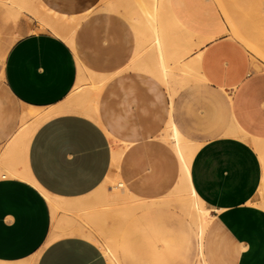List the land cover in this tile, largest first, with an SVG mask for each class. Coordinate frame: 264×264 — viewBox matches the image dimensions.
I'll return each mask as SVG.
<instances>
[{
	"label": "crops",
	"instance_id": "crops-1",
	"mask_svg": "<svg viewBox=\"0 0 264 264\" xmlns=\"http://www.w3.org/2000/svg\"><path fill=\"white\" fill-rule=\"evenodd\" d=\"M39 1L77 26L67 41L29 0H0V27L19 17L23 29L0 47V264H264V70L226 36L214 0H168L192 36L159 56L122 14L105 25L108 48L79 52L76 30L100 0ZM49 110L21 149L22 128ZM173 132L194 147L201 229L180 202ZM106 214L115 225L95 230Z\"/></svg>",
	"mask_w": 264,
	"mask_h": 264
},
{
	"label": "bare ground",
	"instance_id": "bare-ground-1",
	"mask_svg": "<svg viewBox=\"0 0 264 264\" xmlns=\"http://www.w3.org/2000/svg\"><path fill=\"white\" fill-rule=\"evenodd\" d=\"M103 1H104V3L106 2L103 9L112 10V11H114L116 9L115 1H113V0H112L113 2L110 0H103ZM103 1H102V3H103ZM215 1L217 2V5H219L218 7L222 11V14L225 17L226 23H227L228 27L232 30L233 36L236 39V41L239 40L240 42H245L246 45L251 50H254V47H253L254 44L253 45L251 44V42H253V41H251L252 39H250V37L247 36V34H245L242 31V29H245L244 25H241V27L243 26V28H241L240 24L238 23L239 24V26H238L234 21L235 19L233 17V11L236 10L238 12V10L240 9L239 3L236 2L237 0H235V1L233 0L232 3L229 1V3L232 4V7L228 3V1H226V0H215ZM240 5H242V4H240ZM245 6H244V9H245ZM29 7H30V11L36 16V18L38 19V21H40V23L44 26V28L46 27V28L50 29L51 31L61 35L67 41L71 40V37H72V35L75 31V28L77 26V21H74V20L69 19V18L61 17V16H58V15L50 12L48 9H46L40 3L39 0H29ZM119 12H120V10H119ZM241 12L243 13V11H241ZM121 14L124 15L131 22V24L133 25V27L136 31V34H137L139 40L141 42L147 43L149 45L148 51H152L153 53H157L158 56L160 55V52L162 50V46H163L162 43L166 39L177 38V37H181V36H183V37L188 36L189 39L191 40L192 35L184 32L178 26L176 20L174 19V17L170 13L169 6H168V0H125L123 11ZM237 17H239V16H237ZM236 22H237V20H236ZM231 30H230V32H231ZM244 46H245V44H244ZM161 67H162V65H161ZM152 71L156 75H158L159 77L163 78V74H164L163 69L160 71L157 68H155V66H154ZM102 80H104V79H102ZM97 81H100V79H99V77L95 76L93 78V83L95 84ZM102 83L103 82H101L98 85H96V84L94 85V90L92 92L94 95L97 94L98 91H100V88L102 87ZM81 99H83V98H81ZM83 101H84V99H83ZM87 102H84V103H87ZM89 105L91 106V104H89ZM88 107H86V109ZM70 108L75 109L73 107H70ZM78 109H80V107ZM52 110L53 109H51V111ZM51 111L47 112L45 114H42V116L40 118H38L36 120V122H34L30 125H26L25 127L22 128L21 138L19 140L21 149L26 148V145H27V143H29L28 141L30 140L33 132L36 130V127H38V125L41 124V122L43 120H46V118L51 117L52 115L58 113V111H53V112H51ZM60 112H61V107H60ZM62 112H65V111H62ZM79 112H80V110H79ZM90 114H92V113H90ZM92 117L94 118V116H92ZM164 138L168 142H170L173 145V147L178 151L180 158H181V161H182V177H181L182 181L181 182H182L183 188H182V191L179 195L180 202H181V204H184L185 206L188 205L189 207L192 208V210L194 212H196V215L193 217V219H194V221H196V223L199 225V228L201 229L202 223H203L202 215H201V212L198 208L199 205L196 202L195 193L193 192L190 185L188 184L189 176H190V162H191V158H192V155L194 152V147L189 142L180 138L176 134V132H173L171 135H167ZM251 143L255 144V142H252V141H251ZM263 159H264V157H263ZM21 170H23V169H21ZM112 179H114V178L112 177ZM126 202H127L126 206H127L128 210L135 209L136 206L134 204H136V203H134V204H133V202L131 203V199L129 197H127Z\"/></svg>",
	"mask_w": 264,
	"mask_h": 264
},
{
	"label": "rangeland",
	"instance_id": "rangeland-1",
	"mask_svg": "<svg viewBox=\"0 0 264 264\" xmlns=\"http://www.w3.org/2000/svg\"><path fill=\"white\" fill-rule=\"evenodd\" d=\"M102 1L103 0H100L98 2L96 7L81 22V24L76 30V34H75L76 50L79 52H82V53L100 52L103 49V47L108 48L111 42H113L111 38L113 34L111 35L108 34V29L106 28L105 25L106 23H108L107 21L109 19H123V17L121 16V13L123 11L125 0H113L115 1L116 9L112 12H107L103 9L106 2L104 3L103 1L102 3ZM226 1H228V3L230 1L232 3L233 0H226ZM214 2L219 12L221 13L223 19H225V17L222 14V11L218 7L219 5H217V2L215 0ZM236 2L239 3L240 9L238 10V12L236 10L233 11V17L235 19L234 21L238 26L240 24V27L241 25H244L245 29H242V31L245 34H247V36H249L250 39H252L251 41L253 42H251V44L252 45L254 44L253 45L254 50H251L246 45L245 42H240L239 40L237 41L247 51L249 59L253 67L257 70H264V0H243V1L237 0ZM230 5L232 7V4ZM243 5L245 6L246 10L244 9ZM240 10L243 11V13ZM236 15L239 17H237ZM68 17H71V16H68ZM18 18L14 22H11L10 32H7L6 30H4L6 26L0 27V38L2 37V39L5 41V43L0 44L1 48L3 47L8 48L11 45V42L14 39H16L19 34L23 33L22 23L20 19ZM23 19L27 20L31 24L30 28L32 30H35L37 28L41 29L37 19L33 15H30V17L23 16ZM241 28H243V26ZM230 30L231 29L228 27V33L226 34V36L228 37L231 36V38H234L232 30L231 32ZM234 40L236 39L234 38ZM191 89L194 90V92L192 93L205 94V92L202 90L203 88L201 87L200 88L192 87ZM195 89H196V92H195ZM206 100L210 101L208 95H207ZM191 112H192V115H194L195 113H198V112H194L193 109L191 110ZM115 222L116 220L114 219V217L112 218L110 214L103 215V220L101 221V224L99 226H95V230L100 229V228L108 230L109 228L115 225Z\"/></svg>",
	"mask_w": 264,
	"mask_h": 264
}]
</instances>
